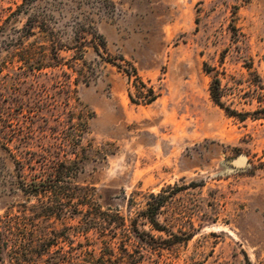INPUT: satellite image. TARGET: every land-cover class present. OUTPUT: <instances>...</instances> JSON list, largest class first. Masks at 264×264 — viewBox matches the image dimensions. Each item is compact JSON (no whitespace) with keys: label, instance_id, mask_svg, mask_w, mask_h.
I'll list each match as a JSON object with an SVG mask.
<instances>
[{"label":"rangeland","instance_id":"1","mask_svg":"<svg viewBox=\"0 0 264 264\" xmlns=\"http://www.w3.org/2000/svg\"><path fill=\"white\" fill-rule=\"evenodd\" d=\"M23 48L56 51L61 64L23 75ZM215 77L224 107L245 119L214 103ZM149 87L156 98L143 103L136 89ZM0 103L12 104L17 137L33 129L11 153L76 160L69 186L91 205L130 219L156 202L150 193L170 196L158 215L166 232L141 227L148 250L75 227L74 196L68 227H38L65 235L60 264H264V117L253 113L264 106V0H0ZM12 154L0 148V215L35 203L10 188ZM238 154L247 166L227 167Z\"/></svg>","mask_w":264,"mask_h":264},{"label":"trees","instance_id":"2","mask_svg":"<svg viewBox=\"0 0 264 264\" xmlns=\"http://www.w3.org/2000/svg\"><path fill=\"white\" fill-rule=\"evenodd\" d=\"M26 1V0H25ZM34 23L30 22L26 25L27 33L23 37L33 35L32 29ZM94 34V33H93ZM23 38H20L22 40ZM22 61L21 74H30L38 77L45 68H56L61 63L62 58L56 51L37 52L32 48H23L20 53ZM68 68L76 72L75 81L84 80L86 83V75L82 69L76 68L73 64H69ZM46 75L47 72H43ZM68 77L66 90L68 97L71 91V73H65ZM128 77L131 73L126 71ZM134 74V71H133ZM145 87L144 84H141ZM138 98H142L143 103H150L156 98L151 87L145 88V92L136 89ZM210 95L215 104L223 108L227 114L237 116L243 120L249 112L240 114L229 107H224L221 101L220 81L215 77L210 85ZM130 99L133 96L129 93ZM13 107L11 103H0V148L11 153L9 144H14V148L18 149L19 143L28 144V139L32 137L33 129L31 125H27L26 133L21 137L19 135V126L17 118L13 115ZM27 116L30 121L31 115L36 112L28 110ZM260 113V117H264V106L253 111ZM257 118V117H255ZM32 123V121H31ZM48 152V151H47ZM24 153L25 156H20ZM34 151L29 149L19 152L20 158H16V154L11 156L17 165L18 175L11 184V189L21 193L26 199H34L35 203L24 202L19 206L9 207L0 215V259L6 256L9 264H60L67 261L66 254L59 244L65 240V235L61 231L48 228L38 227H55V222L59 221L62 227H68L62 220L68 214L66 211V202L71 201L74 196L81 200L78 204L82 207L79 209L81 220L79 227L81 231L87 232L91 229L99 231L104 236L109 235L108 232L115 234L117 231L124 237H128L133 244H140L148 249L152 248L148 239H153L145 229L141 228L145 224L159 231H165V226L158 220L160 209L169 199V195L165 194V190H161L157 194L150 193L149 197L154 199L155 203H146L145 207L137 212V215L131 217L120 214L118 210L109 212L108 208L102 210L100 206H93L86 200L84 193L75 192L69 184L78 172L77 161L74 159L61 160L60 158H51L46 152L40 153L37 158L32 157ZM67 179V181H65ZM77 194V195H76ZM173 236L175 233L170 232ZM148 238V239H147ZM188 239V237L184 238ZM54 246H58L54 249Z\"/></svg>","mask_w":264,"mask_h":264},{"label":"water","instance_id":"3","mask_svg":"<svg viewBox=\"0 0 264 264\" xmlns=\"http://www.w3.org/2000/svg\"><path fill=\"white\" fill-rule=\"evenodd\" d=\"M225 165L227 167H231V166H235L236 165V166H238L240 168H245L247 166L245 155L238 154L236 157L228 159L225 162Z\"/></svg>","mask_w":264,"mask_h":264}]
</instances>
